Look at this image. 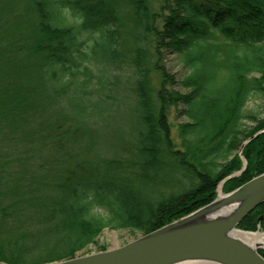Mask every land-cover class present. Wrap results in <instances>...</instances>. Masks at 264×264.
Wrapping results in <instances>:
<instances>
[{
	"label": "trees",
	"instance_id": "16d2710c",
	"mask_svg": "<svg viewBox=\"0 0 264 264\" xmlns=\"http://www.w3.org/2000/svg\"><path fill=\"white\" fill-rule=\"evenodd\" d=\"M257 99L264 0H0V260L71 258L210 202L264 128ZM241 153L223 192L264 172V130Z\"/></svg>",
	"mask_w": 264,
	"mask_h": 264
},
{
	"label": "water",
	"instance_id": "95a60500",
	"mask_svg": "<svg viewBox=\"0 0 264 264\" xmlns=\"http://www.w3.org/2000/svg\"><path fill=\"white\" fill-rule=\"evenodd\" d=\"M263 130L241 143L239 155L243 146ZM245 165L243 159L242 169L225 177L219 188L224 180L240 173ZM263 201L264 172L231 191L217 194L188 214L121 245L45 264H264V258L258 252V249L264 250V245L248 243L233 234L235 230L253 233L237 226ZM263 216H259L258 221ZM0 264L11 263L0 260Z\"/></svg>",
	"mask_w": 264,
	"mask_h": 264
},
{
	"label": "rangeland",
	"instance_id": "374dc122",
	"mask_svg": "<svg viewBox=\"0 0 264 264\" xmlns=\"http://www.w3.org/2000/svg\"><path fill=\"white\" fill-rule=\"evenodd\" d=\"M167 68L169 69L170 73H177L179 67L174 66L173 63H171L169 60L166 63ZM249 107L260 117L264 116V108H262L261 102L257 100H253L249 103ZM170 122L172 124V132L176 133L177 125L179 122L183 121L182 117H177L175 114V110H172L169 115ZM250 125H253L254 123L249 122ZM243 149V148H242ZM241 149V152H242ZM242 154V153H241ZM238 155H239V149H238ZM242 160L243 156L239 155ZM236 172V171H235ZM222 181V180H221ZM220 181V182H221ZM219 182V183H220ZM224 182V181H223ZM223 184V183H222ZM222 193L219 187H217V194ZM261 232V231H260ZM142 235L140 231H133V230H111V229H104L103 232L99 235L97 242L94 244L89 245L85 249L79 251L76 253L77 255H83L90 252L99 251L102 249H108L117 245H121L127 241H130L138 236Z\"/></svg>",
	"mask_w": 264,
	"mask_h": 264
},
{
	"label": "bare ground",
	"instance_id": "6f19581e",
	"mask_svg": "<svg viewBox=\"0 0 264 264\" xmlns=\"http://www.w3.org/2000/svg\"><path fill=\"white\" fill-rule=\"evenodd\" d=\"M233 234L235 236L240 237L241 239H244L248 243L255 244L260 243L261 245H264V234L259 232H253V233H244L240 231H233ZM184 264H214L210 262H194V263H184Z\"/></svg>",
	"mask_w": 264,
	"mask_h": 264
}]
</instances>
